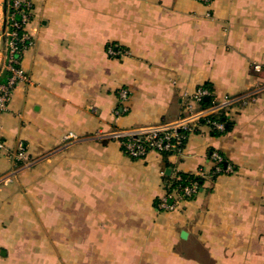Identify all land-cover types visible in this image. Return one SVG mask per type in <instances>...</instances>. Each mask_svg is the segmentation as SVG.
<instances>
[{
  "label": "crops",
  "instance_id": "0c3cea01",
  "mask_svg": "<svg viewBox=\"0 0 264 264\" xmlns=\"http://www.w3.org/2000/svg\"><path fill=\"white\" fill-rule=\"evenodd\" d=\"M31 1L29 81L0 113V138L21 141L32 164L0 155V177L13 173L0 187V264H264V70L252 68L264 64V0ZM2 48L0 34V67ZM204 84L239 98L220 135L201 123L181 153L142 158L96 136L175 119ZM68 132L79 139L63 142ZM214 152L224 172L174 211L154 206ZM49 241L58 263H34Z\"/></svg>",
  "mask_w": 264,
  "mask_h": 264
},
{
  "label": "built area",
  "instance_id": "2783aa9c",
  "mask_svg": "<svg viewBox=\"0 0 264 264\" xmlns=\"http://www.w3.org/2000/svg\"><path fill=\"white\" fill-rule=\"evenodd\" d=\"M203 4H209L212 0H196ZM3 28L0 32L3 37V48L1 50L3 62L0 67V77L6 74L4 81L0 82V113L9 108L12 91L20 83L29 81L28 75L21 66V55L23 50L33 43V38L27 31V24L31 17V0H6ZM255 72L264 70V64L253 63ZM119 96L122 100L127 99V92L120 89ZM205 97H212L211 91L199 86L193 92L190 101L186 105L183 114L172 120H162L156 123L132 127L129 129H116L110 132L98 130L96 136L102 139L116 141L120 149L132 158H142L149 152L168 151L171 154H179L184 148L187 135L201 123L210 129L222 132L224 122L212 119V116L231 108L238 100V96H224L220 99L214 97L209 104L202 106L201 100ZM79 137L68 132L63 137V142L78 140ZM5 155L13 160L14 166L28 167L32 164V159L26 154L25 147L18 141L14 148L9 147L0 138V155ZM213 167L211 170L199 169L196 174L207 177L212 172L220 170L219 163L223 157L214 152L212 154ZM13 178V173H8L0 177V187L9 183ZM179 179L175 174L173 177ZM157 205L160 211H174L178 208L180 201L193 198L198 193L197 182H191L179 190L167 189Z\"/></svg>",
  "mask_w": 264,
  "mask_h": 264
},
{
  "label": "trees",
  "instance_id": "16d2710c",
  "mask_svg": "<svg viewBox=\"0 0 264 264\" xmlns=\"http://www.w3.org/2000/svg\"><path fill=\"white\" fill-rule=\"evenodd\" d=\"M5 76H6V74L4 73V75L0 77V82L4 81ZM202 87H206V88L210 89V87L207 84L202 85ZM212 98H213V95L208 100L202 99L201 102H200V104L202 106H205V105H207V104L210 103V101L212 100ZM212 119H216L218 121L224 122V130L222 132L216 131L214 129H210V131H211V133L213 135H220V134L224 133L225 131H227L230 128V125L227 124V123H225L226 122V117H225V115H224L223 112H219V113L213 115L212 116ZM202 124H204V123H202ZM159 154H161L163 157H167L168 155H171V153L168 152V151L167 152L166 151H163V152H160ZM223 160H224V157H223ZM219 166H220V170L219 171H216V172H212L211 171V173L209 174V178L211 180H214L218 174H220V173H222V172L225 171V169H224V161L220 162L219 163ZM177 175L179 176V179L171 178V179H169L167 181L166 186H168L167 187L168 190L171 191L172 189H177L180 192V189L183 186H185L187 184H190L191 182H197V184H198V191H199V189L203 187V184H204L205 179H206L205 177L199 176L198 174L192 173V172H187V173H183V172L181 173L180 172V173H177ZM159 201H160V199L156 200V202L154 204L155 207H157Z\"/></svg>",
  "mask_w": 264,
  "mask_h": 264
},
{
  "label": "rangeland",
  "instance_id": "374dc122",
  "mask_svg": "<svg viewBox=\"0 0 264 264\" xmlns=\"http://www.w3.org/2000/svg\"><path fill=\"white\" fill-rule=\"evenodd\" d=\"M51 238V237H50ZM56 246L51 241L43 247L34 248V263H58L56 258ZM71 261L65 260V263Z\"/></svg>",
  "mask_w": 264,
  "mask_h": 264
},
{
  "label": "water",
  "instance_id": "95a60500",
  "mask_svg": "<svg viewBox=\"0 0 264 264\" xmlns=\"http://www.w3.org/2000/svg\"><path fill=\"white\" fill-rule=\"evenodd\" d=\"M204 99H205V100H208V97H205ZM165 173H166V174H169V173H170V169H166ZM185 234H186V233L183 231V232L181 233V237H185Z\"/></svg>",
  "mask_w": 264,
  "mask_h": 264
}]
</instances>
